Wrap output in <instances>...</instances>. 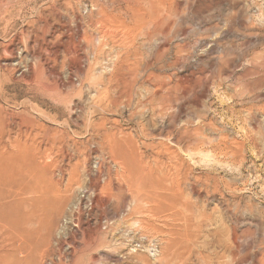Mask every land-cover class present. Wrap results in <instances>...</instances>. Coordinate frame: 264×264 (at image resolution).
I'll list each match as a JSON object with an SVG mask.
<instances>
[{"label":"rangeland","instance_id":"1","mask_svg":"<svg viewBox=\"0 0 264 264\" xmlns=\"http://www.w3.org/2000/svg\"><path fill=\"white\" fill-rule=\"evenodd\" d=\"M0 160V264H264V0H0Z\"/></svg>","mask_w":264,"mask_h":264},{"label":"bare ground","instance_id":"2","mask_svg":"<svg viewBox=\"0 0 264 264\" xmlns=\"http://www.w3.org/2000/svg\"><path fill=\"white\" fill-rule=\"evenodd\" d=\"M103 38V37H102ZM101 38V39H102ZM94 42V41H93ZM93 42H92V44H93ZM102 44V43H101ZM104 51V50H103ZM116 66V65H115ZM119 66V65H118ZM122 67V66H121ZM122 69V68H121ZM120 69V70H121ZM118 71V70H117ZM111 72V71H110ZM112 73V72H111ZM126 73V72H125ZM114 77V76H113ZM134 78V77H133ZM118 79V78H117ZM115 80V79H114ZM121 92V91H120ZM121 96V95H120ZM128 103V102H127ZM120 133V132H119ZM121 136V135H120ZM119 138V137H118ZM110 140V139H109ZM111 141V140H110ZM109 141V142H110ZM4 156V155H3ZM2 156V157H3ZM3 159V158H2ZM171 161V160H170ZM1 160H0V184L2 183V180H3V176H2V164H1ZM163 168V167H162ZM169 168V167H168ZM165 169V168H164ZM175 170H177V169H175ZM182 172V171H181ZM181 175V174H180ZM171 177V176H170ZM178 178V177H177ZM181 178V177H180ZM179 178V179H180ZM182 178H183V176H182ZM173 181L175 182V184L176 185H178V179L176 180V179H173ZM180 181V180H179ZM179 186V185H178ZM166 192V191H165ZM1 193V192H0ZM177 194V193H176ZM166 196V195H165ZM173 197V196H172ZM183 199V198H182ZM142 200V199H141ZM158 200V199H157ZM152 201V200H151ZM161 201L162 202H165V201H167V199H164L163 197L161 198ZM186 201V200H185ZM134 202V201H133ZM150 202V201H149ZM185 203V202H184ZM187 203V202H186ZM190 203V202H189ZM33 204V203H32ZM147 204V203H146ZM154 204V203H153ZM156 204V203H155ZM158 204V203H157ZM192 204V203H191ZM17 205V204H16ZM168 205V204H167ZM18 206V205H17ZM21 206V205H20ZM33 206H34V204H33ZM151 206V205H150ZM180 207V206H179ZM178 207V208H179ZM4 208H6L4 205H0V212H2L3 210H4ZM18 208V207H17ZM135 208V207H134ZM155 208V207H154ZM182 208V207H181ZM158 209V208H157ZM132 210V209H131ZM141 210V209H140ZM41 211V210H40ZM43 211V210H42ZM142 211V210H141ZM164 211V210H163ZM163 211H161V212H163ZM193 211V210H192ZM131 212V211H130ZM39 213V212H38ZM156 213V212H155ZM179 213V212H178ZM177 213V214H178ZM41 214V213H40ZM121 215V214H120ZM159 215V214H158ZM192 215V214H191ZM29 216V215H28ZM123 216V215H122ZM121 216V217H122ZM146 216V215H145ZM164 216V215H163ZM169 217V216H168ZM173 217V216H172ZM4 218V217H3ZM28 218V217H27ZM164 219V218H163ZM167 220V219H166ZM178 220V219H177ZM185 220V219H184ZM26 221V220H25ZM19 222V221H18ZM139 222V221H138ZM175 222V221H174ZM188 222V221H187ZM137 223V222H136ZM143 223V222H142ZM145 223V222H144ZM183 223V222H182ZM146 224H147V226H144V227H147L148 228V230H150V231H153V232H156V230L157 229H159V228H156L152 223H151V221H148V222H146ZM3 225V224H2ZM184 225V224H183ZM10 226H12V230L14 231V232H16V233H19V235H21L22 233H24V232H26V231H22V230H20L19 229V226L17 225V224H10L9 225V227ZM48 226V225H47ZM139 226V225H138ZM189 226V225H188ZM31 228V227H30ZM169 229V228H168ZM192 229V228H191ZM190 229V230H191ZM174 230V229H173ZM147 231V230H146ZM159 231V230H158ZM168 231V230H167ZM170 231V230H169ZM192 232V231H191ZM190 232V233H191ZM168 233V232H167ZM177 233V232H176ZM1 234V233H0ZM180 234V233H179ZM145 235V234H144ZM149 235V234H148ZM174 235H176V234H174ZM183 235V234H182ZM185 235V234H184ZM147 236V235H146ZM150 236V235H149ZM153 236V235H152ZM174 238V237H173ZM161 241V240H160ZM163 242V241H162ZM75 243V242H74ZM84 246V245H83ZM159 247H161V246H159ZM165 247V246H164ZM176 249V248H175ZM162 250V249H161ZM183 252V251H182ZM160 255H161V251H160ZM170 256V255H169ZM135 257V256H134ZM139 257V256H138ZM171 257V256H170ZM129 258V257H128ZM169 258V257H168ZM143 259H145V258H143ZM135 260V259H134ZM148 260V259H147ZM73 261V260H72ZM155 263V262H154ZM184 263V262H183Z\"/></svg>","mask_w":264,"mask_h":264}]
</instances>
